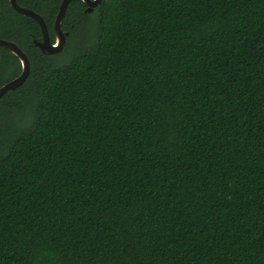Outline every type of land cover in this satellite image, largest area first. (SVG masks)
I'll return each instance as SVG.
<instances>
[{"label": "trees", "instance_id": "16d2710c", "mask_svg": "<svg viewBox=\"0 0 264 264\" xmlns=\"http://www.w3.org/2000/svg\"><path fill=\"white\" fill-rule=\"evenodd\" d=\"M87 8L0 0V264H264V0Z\"/></svg>", "mask_w": 264, "mask_h": 264}, {"label": "water", "instance_id": "95a60500", "mask_svg": "<svg viewBox=\"0 0 264 264\" xmlns=\"http://www.w3.org/2000/svg\"><path fill=\"white\" fill-rule=\"evenodd\" d=\"M73 0H63L57 15L54 25V35L56 41L53 43L49 30L44 22V19L34 11L24 8L17 3V0H9V3L14 11L17 13L32 18L42 30V39L34 40V45L41 50L43 54L57 55L64 51L67 43L68 33L62 29V24L65 19L69 4ZM87 5V13L91 14L102 0H82ZM0 47L9 50L20 61L22 72L15 79L6 83L0 88V99H2L8 92L16 91L24 85L31 74V62L28 56L13 42L0 39Z\"/></svg>", "mask_w": 264, "mask_h": 264}, {"label": "rangeland", "instance_id": "374dc122", "mask_svg": "<svg viewBox=\"0 0 264 264\" xmlns=\"http://www.w3.org/2000/svg\"><path fill=\"white\" fill-rule=\"evenodd\" d=\"M85 36H86V33H83L82 37H85ZM73 41H76V40L70 39L69 42H68V44L65 47L67 49L66 54H65L67 58L73 56L74 50L76 48V45H75L76 43L73 42ZM11 77L12 76L7 77V78H11Z\"/></svg>", "mask_w": 264, "mask_h": 264}]
</instances>
